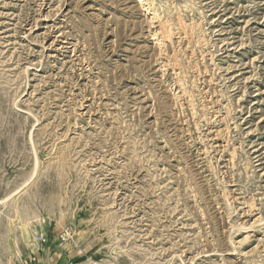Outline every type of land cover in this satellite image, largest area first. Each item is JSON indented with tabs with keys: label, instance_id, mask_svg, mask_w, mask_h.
<instances>
[{
	"label": "rangeland",
	"instance_id": "374dc122",
	"mask_svg": "<svg viewBox=\"0 0 264 264\" xmlns=\"http://www.w3.org/2000/svg\"><path fill=\"white\" fill-rule=\"evenodd\" d=\"M3 199L0 264H264V0H0Z\"/></svg>",
	"mask_w": 264,
	"mask_h": 264
},
{
	"label": "built area",
	"instance_id": "2783aa9c",
	"mask_svg": "<svg viewBox=\"0 0 264 264\" xmlns=\"http://www.w3.org/2000/svg\"><path fill=\"white\" fill-rule=\"evenodd\" d=\"M71 229H65L59 236V241L61 243L66 242L70 237ZM38 240L42 243H48V241L41 235L38 237ZM88 264H99L96 260L90 259Z\"/></svg>",
	"mask_w": 264,
	"mask_h": 264
},
{
	"label": "bare ground",
	"instance_id": "6f19581e",
	"mask_svg": "<svg viewBox=\"0 0 264 264\" xmlns=\"http://www.w3.org/2000/svg\"><path fill=\"white\" fill-rule=\"evenodd\" d=\"M141 1H142V0H141ZM146 10H147V9H146ZM148 10H149V9H148ZM155 15H156V12H155ZM165 21H167V20H165ZM179 21H180V20H179ZM163 22H164V21H163ZM168 22H169V21H168ZM179 23H180V22H179ZM166 24H168V23L166 22ZM163 26H164V24H163ZM165 27H166V26H165ZM167 27H168V25H167ZM167 27H166V28H167ZM163 30L165 31L166 29L163 28ZM166 31H167V30H166ZM196 32H197V31H196ZM165 35H166V34H165ZM179 82H180V81H179ZM30 135H31V134H30ZM32 144H33V143H32ZM35 155H36V154H35ZM37 166H38V165H37ZM10 196H11V195H10ZM8 198H9V197H8ZM10 198H11V197H10ZM6 199H7V197H6ZM6 199H5V200L3 199V201H1L0 204H5V203L8 201V200H6ZM227 200H228V199H227Z\"/></svg>",
	"mask_w": 264,
	"mask_h": 264
}]
</instances>
